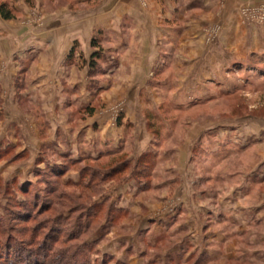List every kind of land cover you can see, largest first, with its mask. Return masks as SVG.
Segmentation results:
<instances>
[{
	"label": "rangeland",
	"instance_id": "1",
	"mask_svg": "<svg viewBox=\"0 0 264 264\" xmlns=\"http://www.w3.org/2000/svg\"><path fill=\"white\" fill-rule=\"evenodd\" d=\"M99 1L0 0L16 16L0 43L55 37L56 11ZM176 1L184 24L206 20L157 68L134 74L139 58L98 31L105 62L47 79L53 106L66 88V127L62 109L48 122L0 97V264H264V0Z\"/></svg>",
	"mask_w": 264,
	"mask_h": 264
},
{
	"label": "crops",
	"instance_id": "2",
	"mask_svg": "<svg viewBox=\"0 0 264 264\" xmlns=\"http://www.w3.org/2000/svg\"><path fill=\"white\" fill-rule=\"evenodd\" d=\"M81 1L79 0V2ZM105 1L100 0L98 6H92L85 11H72L67 8L56 11V18L52 19L56 20L59 18L60 22L56 24L48 23L49 28H56V32L58 31L55 37H41L42 34L40 33L30 37L25 33V37H21L20 40L25 38L27 40L21 43L20 40H17L19 38L16 37L14 31L11 38H6L8 44L4 45L5 40L0 43V68L4 69L0 73V97L3 98L7 95L9 98L11 97L15 100L16 102L12 103V108L20 116H23L21 113L24 111L22 109L25 104L28 103L34 106L35 104H39L42 106V113L47 118L46 120L51 121L47 109L48 106L55 107V110L61 111L60 109H62L63 112L65 111V114H62L65 122L60 125L66 127L68 115L63 103L66 100L63 97L67 96L66 88H62V102L60 99H56L53 106L51 101L52 96L57 92L52 87L44 85V83L50 82L49 80L47 82V79H52L53 74L56 75L57 72H61V75H65L68 80L70 77H74V75H76L77 79L79 77L84 79V73L88 76L90 70L85 69L82 71V66L79 64L82 61L89 63V60L95 53L92 48V40L96 32H104V35H102L104 41L107 38L120 46H125L126 50H124L123 55H126L128 61L139 58V61H134V64L131 66L134 74H138L141 71V66L139 69L136 65L137 63H153L151 66V70H153L158 67L162 58L167 56L169 52L168 48L172 45L186 43L188 46H192L196 25H204L206 20L205 17H202L196 23L195 21L190 22L191 26L187 25V22L184 24L183 17L190 10L186 6L181 8V3H178L176 0H145L147 3L145 7H141L136 0H123L121 4H116L115 0ZM203 1L207 7V0ZM184 25H186V29ZM14 35L16 38H14ZM76 44L78 45L79 52H76L72 58H69L72 48ZM4 49H6L5 54H3ZM15 50L20 51L17 52V56L15 55L16 53H13ZM128 50L132 51V57L127 56ZM13 54L14 57L10 58L9 55ZM18 54L21 55L18 56ZM144 67H147V65ZM65 76H61V78ZM24 79L25 83L22 81L23 83L21 84L20 80ZM70 80H73V78H70ZM17 81H19V84ZM7 85L10 91L5 90L6 92H4ZM74 86H76V83ZM69 93L73 94V91ZM74 94H78L77 91ZM28 114L26 115L29 117ZM95 115L94 122H99V127L102 128V123L97 119V115ZM31 117L33 118L34 116L32 115ZM126 139H128L127 129ZM136 143H138L137 139ZM219 206L223 212L229 213L231 217L239 211L237 208L235 210H232V208L240 207L236 203L229 206L225 205L224 207L222 205ZM225 207L229 209L225 211ZM232 222L235 221L232 220ZM238 228H241L239 229L240 231L238 230L234 235L244 232L241 226ZM233 252L232 256L228 253L230 257H224L225 261L232 260L233 258L240 259L237 255V249ZM243 256H246V254L243 253Z\"/></svg>",
	"mask_w": 264,
	"mask_h": 264
},
{
	"label": "trees",
	"instance_id": "3",
	"mask_svg": "<svg viewBox=\"0 0 264 264\" xmlns=\"http://www.w3.org/2000/svg\"><path fill=\"white\" fill-rule=\"evenodd\" d=\"M0 15L6 21H11V20L16 19V16H15L13 10L8 7L7 3H1L0 2ZM102 33L103 32L101 31L98 33V35H101ZM77 46H78L77 44L74 45V47L70 53V57L75 54ZM100 47H102V39H100L96 36L92 40V48H100ZM100 62H105V60L103 57V53L101 51H98V52H95L91 57V68L93 69V71H95L98 68ZM94 112L95 111L93 109H90L88 111V114L91 116V115H94ZM128 166H129V160H126V169L128 168ZM116 169H119V168L117 167Z\"/></svg>",
	"mask_w": 264,
	"mask_h": 264
}]
</instances>
